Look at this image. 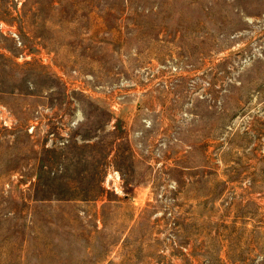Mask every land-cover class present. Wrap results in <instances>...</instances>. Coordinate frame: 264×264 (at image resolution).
I'll use <instances>...</instances> for the list:
<instances>
[{
	"label": "rangeland",
	"instance_id": "rangeland-1",
	"mask_svg": "<svg viewBox=\"0 0 264 264\" xmlns=\"http://www.w3.org/2000/svg\"><path fill=\"white\" fill-rule=\"evenodd\" d=\"M0 264H264V0H0Z\"/></svg>",
	"mask_w": 264,
	"mask_h": 264
},
{
	"label": "built area",
	"instance_id": "built-area-1",
	"mask_svg": "<svg viewBox=\"0 0 264 264\" xmlns=\"http://www.w3.org/2000/svg\"><path fill=\"white\" fill-rule=\"evenodd\" d=\"M8 123H6V125H7Z\"/></svg>",
	"mask_w": 264,
	"mask_h": 264
}]
</instances>
